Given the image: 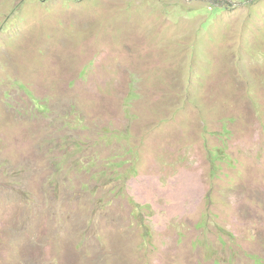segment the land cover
I'll use <instances>...</instances> for the list:
<instances>
[{
    "label": "rangeland",
    "instance_id": "1",
    "mask_svg": "<svg viewBox=\"0 0 264 264\" xmlns=\"http://www.w3.org/2000/svg\"><path fill=\"white\" fill-rule=\"evenodd\" d=\"M0 264H264V0H0Z\"/></svg>",
    "mask_w": 264,
    "mask_h": 264
}]
</instances>
